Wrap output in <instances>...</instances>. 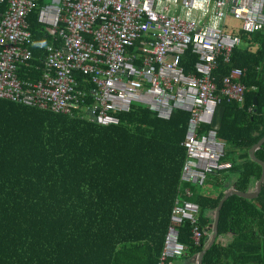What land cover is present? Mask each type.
<instances>
[{
    "label": "trees",
    "instance_id": "trees-1",
    "mask_svg": "<svg viewBox=\"0 0 264 264\" xmlns=\"http://www.w3.org/2000/svg\"><path fill=\"white\" fill-rule=\"evenodd\" d=\"M6 6L0 4V17ZM28 23L34 42L48 44L35 11ZM235 34L241 45L229 64L219 62L213 77L219 89L233 68L245 69L244 104L221 103L217 134L228 145L249 150L264 137V30ZM194 61L188 52L180 65L189 73ZM119 118V125L104 127L78 114L0 100V264L157 263L179 193L185 159L180 143L189 115L174 111L164 121L132 106ZM256 158L264 163V144ZM250 177L241 172L237 190L244 191ZM190 188L189 200L198 204V223L205 230L211 221L207 213L222 193L210 197ZM176 229L185 246L177 262L182 264L203 250L208 231L195 246L188 221ZM226 233L233 236L230 243L215 240L202 264H264V183L255 200L231 196L223 203L217 236Z\"/></svg>",
    "mask_w": 264,
    "mask_h": 264
},
{
    "label": "built area",
    "instance_id": "built-area-1",
    "mask_svg": "<svg viewBox=\"0 0 264 264\" xmlns=\"http://www.w3.org/2000/svg\"><path fill=\"white\" fill-rule=\"evenodd\" d=\"M0 100L54 114L82 116L100 126H117L132 106L168 121L174 111L189 115L180 147L185 159L181 185L201 187L209 175L231 169L226 147L211 129L222 100L244 102L245 71L234 68L217 89L213 71L229 64L241 36L228 30H264V0H0ZM36 21L48 44L34 42ZM32 50H36V55ZM195 57L192 71L180 65ZM174 198L156 264L185 256L176 225L188 221L193 244L206 230L188 188Z\"/></svg>",
    "mask_w": 264,
    "mask_h": 264
},
{
    "label": "crops",
    "instance_id": "crops-1",
    "mask_svg": "<svg viewBox=\"0 0 264 264\" xmlns=\"http://www.w3.org/2000/svg\"><path fill=\"white\" fill-rule=\"evenodd\" d=\"M228 27H230L231 29L233 28L235 32H240L241 31V27H240V22L238 21H234L232 20L231 18L229 19L228 21ZM238 35V34H237ZM240 36V35H239ZM251 51V50H250ZM234 69V68H233ZM232 69V70H233ZM241 69V68H240ZM245 71V69H242ZM231 72V71H230ZM190 73V72H189ZM230 73H227L226 75H229ZM225 75V76H226ZM245 75V73H244ZM224 76V77H225ZM244 77V76H243ZM243 80V79H242ZM222 81V80H221ZM246 90V88H245ZM256 97V96H254ZM253 97V98H254ZM257 99V98H256ZM223 101H226V100H222ZM221 102V103H222ZM227 102V101H226ZM220 103V105L217 107L216 109V113L214 115V119H213V123L211 125V129H214L216 131V133L218 132L219 130V127H220V124H221V120H222V116H223V113H224V107L222 106V104ZM229 103V102H228ZM236 103V102H235ZM239 105H243V103H237ZM252 107H256L253 105V102H252ZM251 109H249L250 111ZM170 120V119H169ZM187 127V125H186ZM186 133V131H185ZM185 137V136H183ZM217 137H218V134H217ZM219 141L222 142L226 149L228 151H226V158H224V161L225 162H228V163H231V165L233 166V168L231 167V169L229 170H226V171H221V172H218V173H215V174H212V175H209L207 180L208 181V184L205 183L203 186L201 187H198V186H194V185H181L179 187V191L183 188H188L191 192V195H192V191H191V186H194V187H197V189H199L200 191L202 190L203 193H208V195L210 197H217L220 193H222V197L221 199L219 200V202L222 200V198L224 197V195L228 192H242V193H255L256 192V189H257V183L261 177V166L258 164V163H255L253 162L250 157H249V150L253 147H251L249 150H243V149H238L236 147H233V146H230L228 145L225 141H223V139L219 138ZM259 142V141H258ZM257 142V143H258ZM256 143V144H257ZM255 144V145H256ZM262 147V146H261ZM260 147V148H261ZM259 148V149H260ZM258 149V150H259ZM257 150V151H258ZM256 151V152H257ZM256 152L254 153V157L256 160H258L256 158ZM260 161V160H258ZM262 162V161H260ZM183 163V162H182ZM253 164H256L257 166H254L252 165ZM263 163V162H262ZM264 164V163H263ZM241 172H245V173H248L250 174V178L248 180L249 183H247V187L246 189H244V191H239L237 190L236 188V184H237V181L239 180V176L241 174ZM260 172V175L258 176L257 178V175L258 173ZM224 180V181H222ZM222 181V183H221ZM264 183V181H263ZM263 183L261 184V189H262V185ZM207 184V185H206ZM261 189L259 191V193L256 195V198H254L253 200L257 199L260 192H261ZM178 196L181 197V194L180 192L178 193ZM231 196H235V195H231ZM229 196V197H231ZM192 197V196H191ZM227 197L226 200L229 198ZM238 197V196H237ZM241 198V197H240ZM191 199V198H190ZM225 200V201H226ZM248 200V199H247ZM224 201V202H225ZM218 202V204H219ZM223 202V203H224ZM174 203V202H173ZM217 204V206H218ZM198 205V204H197ZM223 205V204H222ZM217 206L215 208V210L213 211H208L207 215L211 217V221L210 223L213 221V215H214V212L216 211L217 209ZM199 217V216H198ZM209 223V225H210ZM209 225L206 227L208 232H207V235L209 236L210 235V232H211V229L209 228ZM208 236H207V239H208ZM233 236L231 233H226V234H223V235H220V236H216V241L218 240L220 244H222L223 246H227L230 241L232 240ZM207 241V240H206ZM206 245V244H205ZM198 255V254H197ZM179 261L176 260V263ZM174 264V262H173ZM182 264H194L192 262L191 259H188L187 261L183 260L182 259Z\"/></svg>",
    "mask_w": 264,
    "mask_h": 264
},
{
    "label": "water",
    "instance_id": "water-1",
    "mask_svg": "<svg viewBox=\"0 0 264 264\" xmlns=\"http://www.w3.org/2000/svg\"><path fill=\"white\" fill-rule=\"evenodd\" d=\"M253 105L257 106V99L256 97L253 98ZM264 144V137H262L260 139V141L254 145L250 150H249V157L250 159L255 162L258 163L261 166V177L257 183V189L255 193H242V192H228L224 195V197L222 198V200L219 202L216 211L214 212L213 215V221L210 223L209 228L211 229L210 235L208 236V239L206 241V245L204 246L203 250L198 254L195 255L191 258L192 262L194 264H202V259L203 256L205 254L206 251H208L210 249V247L214 244V241L216 239L217 236V229H218V220H219V214H220V210L222 208V204L223 202L226 200L227 197L231 196V195H235L238 197H241L243 199H248V200H253L254 198H256V195L259 193L260 189H261V184L264 181V164L258 160L255 159L254 157V153Z\"/></svg>",
    "mask_w": 264,
    "mask_h": 264
},
{
    "label": "rangeland",
    "instance_id": "rangeland-1",
    "mask_svg": "<svg viewBox=\"0 0 264 264\" xmlns=\"http://www.w3.org/2000/svg\"><path fill=\"white\" fill-rule=\"evenodd\" d=\"M226 151H228V150L226 149ZM207 236H208V235H207ZM174 264H177V263H176V260L174 261Z\"/></svg>",
    "mask_w": 264,
    "mask_h": 264
}]
</instances>
